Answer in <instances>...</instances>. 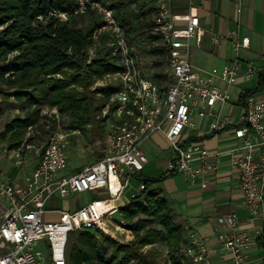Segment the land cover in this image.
Here are the masks:
<instances>
[{"label":"built area","instance_id":"built-area-1","mask_svg":"<svg viewBox=\"0 0 264 264\" xmlns=\"http://www.w3.org/2000/svg\"><path fill=\"white\" fill-rule=\"evenodd\" d=\"M74 1L73 13L92 10L99 15L101 23L93 29L92 36L108 33L111 53L118 54L120 60L121 68L113 72L117 77L115 89L102 108L108 126L103 154L77 171L66 172V142L80 129L62 126L57 106L40 108L38 120L25 128L19 145L6 149L15 167L32 159L35 163L20 179L0 174V264H67L66 248L72 232L97 228L114 235L102 222L109 227V221L114 224V220H122L115 218L113 211L124 205L117 199L125 189L131 190V198L144 188V181L138 178L149 161L143 144L156 131L170 143L165 170L182 173L190 183L199 179L201 187H205L212 167L208 158L218 157L222 150L211 152L202 141L192 139L191 131L198 128L194 116L211 117L212 132L231 128L241 140L229 150H241L231 154L230 164L236 170L246 221L253 224L260 220L261 226L257 236L239 228L234 211L219 214L217 222L226 229L219 237L233 264H246L250 247L264 234V99L248 94L244 111L236 120L231 115H221L220 108L230 99L229 86L239 81L241 70L251 78L254 66L235 58L219 71L196 67L191 59V40L196 38L202 45L207 33L197 4L183 0L186 14L178 15L174 12L177 0H154L150 33L164 50L158 59L163 62L165 74L162 80H154L144 74L135 47L129 44L113 7L104 0ZM60 16L66 18V13ZM209 35L214 44L222 37L212 28ZM228 36L234 37L235 50L249 45L247 36L241 41L235 39V30H230ZM215 77L224 85L216 84ZM133 178L138 185L132 190L129 183ZM82 191H97L105 196L92 197L77 207L56 206L59 198ZM42 249L47 251V258ZM207 251L206 242L193 234L178 248L182 260L198 264H209Z\"/></svg>","mask_w":264,"mask_h":264},{"label":"trees","instance_id":"trees-1","mask_svg":"<svg viewBox=\"0 0 264 264\" xmlns=\"http://www.w3.org/2000/svg\"><path fill=\"white\" fill-rule=\"evenodd\" d=\"M104 1L114 8L129 44L149 52L152 71L143 67L144 74L162 80L163 62L158 58L164 50L150 33L154 0ZM74 7V0H0V101L8 103L11 97L24 112L5 123L2 135H9V147L19 145L25 128L38 120L40 108L45 105L57 106L68 115L70 126L95 124L94 111L109 101L115 89L114 85L96 87L101 91V104L95 103L92 91H87L92 82L121 66L119 55L111 53L108 33L92 36L101 23L99 15L92 10L75 14ZM62 12L66 18L60 16ZM138 40L143 44L139 45ZM93 44L100 48L91 54L89 47ZM262 89L264 69L258 74L257 86L242 90L237 102L244 105L248 94ZM171 173L139 175L144 188L118 208L134 232L130 241L121 243L105 235L104 244L90 230L76 231L73 241L67 244V264H154L152 252L145 246L159 239L165 242L170 264H187L178 254L184 242L183 230L174 221L167 199L155 187ZM257 242L264 246V234Z\"/></svg>","mask_w":264,"mask_h":264},{"label":"crops","instance_id":"crops-1","mask_svg":"<svg viewBox=\"0 0 264 264\" xmlns=\"http://www.w3.org/2000/svg\"><path fill=\"white\" fill-rule=\"evenodd\" d=\"M194 1L198 6L201 24L206 28L207 33L204 35L202 45L197 43L196 38H192L194 40L192 50H200L206 58L211 57L214 63L209 68L199 67L192 60L193 64L204 70L219 71L224 63L239 58L242 64L246 65L247 62H251L255 68V76L253 75L251 78H246L245 70H241L239 81L229 86L230 99L220 108L221 115H231L236 120L244 111V105L237 102L239 94L244 89L255 88L258 83V74L264 69V0ZM174 12L178 15L186 14L183 0L174 2ZM210 28L214 32L222 34L219 43L214 44L210 40ZM230 30L236 31L235 39L237 38L238 41L247 36L248 47L235 50L232 47L234 37L228 36ZM252 79L255 81L252 82ZM214 82L218 85H224L218 77L214 78ZM260 91L264 92V89L256 91L255 94L257 95V92ZM257 96L264 99V96ZM226 104L229 109L224 112L223 108ZM218 107L215 106L214 108L218 109ZM194 121L198 128L191 131L192 139L202 141L211 152L222 150L218 157L211 155L208 158L212 167L206 175L207 185L201 187L199 179L195 183H190L182 173L173 172L167 174L160 181L163 184L161 187L156 184L155 187L167 199L174 221L183 230L184 241L190 234L204 240L208 247L209 264H233L230 252L222 247L219 235L226 229L217 222V216L228 211L236 212L239 217V228L247 229L254 236L258 235V229L261 226L260 220H256L253 224L246 221L247 210L238 185L236 170L230 164L231 154H239L241 150H229L239 145L241 140L234 136L231 128L212 132L209 129L211 121L209 116L201 119L194 116ZM177 173L182 175L184 182L177 178ZM7 176L11 177L12 174ZM130 193L131 190L125 189L121 197L117 199L118 202L127 204L130 200ZM115 222L117 221L114 220ZM184 262L198 264L189 260H184ZM246 264H264V246L258 244L257 241L249 249Z\"/></svg>","mask_w":264,"mask_h":264},{"label":"rangeland","instance_id":"rangeland-1","mask_svg":"<svg viewBox=\"0 0 264 264\" xmlns=\"http://www.w3.org/2000/svg\"><path fill=\"white\" fill-rule=\"evenodd\" d=\"M133 24H135L134 21ZM137 27L139 28L138 31L142 30L141 26L138 25ZM136 42L139 45L143 44V41L141 40H138ZM193 42L194 40L192 39V44ZM99 48H100L99 45L93 44L92 46L89 47V50H91L92 51L91 54H93ZM135 50L138 53V58L141 61L142 68L144 67L145 69H148L149 72H151L152 71V68L150 66L151 58L149 56V52L147 50L137 47L135 48ZM191 56H192V60L195 61L199 67L209 68L214 63L211 57L206 58L205 54L197 49L191 51ZM149 72L147 73L150 75ZM251 81L254 82L255 79H252ZM116 82H117L116 75L113 73H108L105 74L102 79H97L94 82H92L88 86L87 91H92L95 103L101 104V101H103L99 99L101 98L100 97L101 91H98L96 87L101 85H115ZM77 89L81 91L82 87L79 86L77 87ZM257 95H259L260 97L264 96V92L262 91L257 92ZM103 106L104 105H101L98 109L94 111L95 113L94 117L96 123L95 124L88 123L86 125H83L82 127L70 126L71 124L69 123V116L68 115L66 116V114H61L62 115L61 119L63 120L62 126L68 128L80 129V132L73 135L71 141L66 142V151L68 155V165L66 168V172L69 173V172L77 171L83 165L96 160L103 154L104 143L106 140L105 133L108 130L107 121H105V117L102 111ZM104 108L106 109L108 108V106H105ZM228 109L229 106L226 104L223 108V111L227 112ZM23 113L24 112L19 108V106L15 102V99L10 97L8 103L0 101V174L3 177H7V175L11 176L12 174L11 177L20 179L23 177L26 171L28 172L31 171V168L34 164V160H29L25 165L20 167H15L13 165V161L9 158L6 150L9 143V135L8 134L2 135L5 123L9 121L14 115H19V114L23 115ZM43 138L44 136H40V139ZM169 146L170 143L168 139L160 131L154 132L150 136V138L144 142L143 149L146 155L148 156V160H149V162L145 164L143 170L145 174L155 176L161 174L165 170L166 157L169 151ZM177 178L182 180L181 182H184V178H182L181 174L177 173ZM129 184H131L132 187H136L138 185V181L135 178H133L131 179ZM155 184L160 187L161 185H163L160 181ZM102 196L105 195L97 194V191L75 192L67 197L59 198V200L56 202L57 203L56 206L60 208H69L72 204H74V206L77 207L86 203L92 197H102ZM102 224L104 225L106 230H108L110 233L114 235L101 231L97 228H89L88 230L94 232L97 235V237L100 240H102V243L104 244H106L103 241L105 235H109L121 243L128 242L134 237V232L130 228L129 223L123 218L122 220H118L114 224H111V222L109 221L108 222L109 227L104 222H102ZM75 234L76 232L71 235L67 244L70 245V243L73 241ZM164 244H165L164 240L159 239L153 245H148L146 247L149 248V250L152 252L154 264H170L166 247ZM109 252L110 249L108 248L107 253ZM42 254L45 258H47V251L45 249H42Z\"/></svg>","mask_w":264,"mask_h":264},{"label":"water","instance_id":"water-1","mask_svg":"<svg viewBox=\"0 0 264 264\" xmlns=\"http://www.w3.org/2000/svg\"><path fill=\"white\" fill-rule=\"evenodd\" d=\"M113 215H114L115 217H117L118 219L121 218V216H120V214H119V212H118V209H115V210L113 211Z\"/></svg>","mask_w":264,"mask_h":264}]
</instances>
